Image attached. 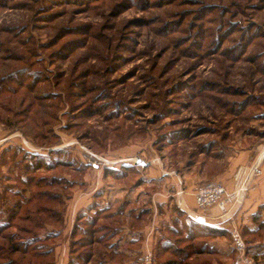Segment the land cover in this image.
Instances as JSON below:
<instances>
[{
	"label": "rangeland",
	"instance_id": "rangeland-1",
	"mask_svg": "<svg viewBox=\"0 0 264 264\" xmlns=\"http://www.w3.org/2000/svg\"><path fill=\"white\" fill-rule=\"evenodd\" d=\"M240 168L264 264V0H0V264H232L176 196Z\"/></svg>",
	"mask_w": 264,
	"mask_h": 264
},
{
	"label": "built area",
	"instance_id": "built-area-1",
	"mask_svg": "<svg viewBox=\"0 0 264 264\" xmlns=\"http://www.w3.org/2000/svg\"><path fill=\"white\" fill-rule=\"evenodd\" d=\"M249 173V170L240 168L234 176L232 190L224 184L209 182L195 188L193 192V200L198 211L205 213L215 210L218 219L227 224L229 243L233 253L232 264H254L252 257L248 254L247 243L244 241L241 228L232 218L235 208L242 203V195L248 190L246 182ZM142 260V264H152L151 253L145 254Z\"/></svg>",
	"mask_w": 264,
	"mask_h": 264
},
{
	"label": "crops",
	"instance_id": "crops-1",
	"mask_svg": "<svg viewBox=\"0 0 264 264\" xmlns=\"http://www.w3.org/2000/svg\"><path fill=\"white\" fill-rule=\"evenodd\" d=\"M226 186V185H225ZM227 187V186H226ZM233 187V186H232ZM231 187V188H232ZM228 188V187H227ZM229 189V188H228ZM192 194V195H191ZM178 200H180V206L185 211V213L193 218L194 220L204 223L206 225H217L218 223L212 222L219 221L218 214H216L215 210H209V212H201L195 209V200H193V193L185 192L181 193L176 196ZM264 204V180L262 179L259 182V186L257 187V191L253 192L251 195H249L248 199H246L243 203L242 210H246V216L252 214L254 212V209L260 205ZM222 245V243H219ZM217 245V249L220 250V245ZM143 253V252H142ZM232 254V252H231Z\"/></svg>",
	"mask_w": 264,
	"mask_h": 264
},
{
	"label": "trees",
	"instance_id": "trees-1",
	"mask_svg": "<svg viewBox=\"0 0 264 264\" xmlns=\"http://www.w3.org/2000/svg\"><path fill=\"white\" fill-rule=\"evenodd\" d=\"M33 182H32V180H31V184H32ZM27 184V183H26ZM30 184V185H31ZM34 186L35 185H37L36 183H34L33 184ZM45 197V196H44ZM49 198H51V201L53 200V201H56L57 199L59 200L60 199V196H53V197H49ZM42 199H44V198H42ZM47 198H45V200H46ZM19 206V208L20 207H22L21 205H19L18 203L15 205V208H17ZM54 213H56V212H54ZM100 215V214H99ZM254 219H255V217L253 218V221H254ZM91 225H92V222L90 223ZM90 224H89V226H90ZM88 226V227H89ZM197 227V230L199 231H195L196 229H193L194 227H187L185 230V237L187 238V242H190V241H192V240H195V238H197V237H199V236H201V235H204L203 233H205L204 231H206L207 232V234H210V235H212V236H214V237H220V236H224L225 235V233H226V230L224 231V230H218V229H213V228H203V227H201V226H196ZM85 229V228H84ZM89 229V228H88ZM116 229V228H115ZM82 231V230H81ZM114 231V230H113ZM202 231V232H201ZM76 233V232H75ZM114 233H117V232H115L114 231ZM88 234L89 233H87L86 234V236L85 235H83L82 237L84 238V239H87V237H88ZM11 237H9L8 238V241L10 242L11 241V239H10ZM88 241V240H87ZM81 243H86V242H81ZM87 245H88V243H86ZM11 245V244H10ZM84 247H86V245L84 246ZM14 249H15V247H13ZM18 251H20L19 249H16V250H13L12 252H18ZM193 255V251H191V252H189V253H186V254H184V257L185 258H190V256H192ZM70 257H71V259H70V262L69 263H71V264H77V262H78V260H82V261H84V262H86L87 263V261L90 259L89 258V256H88V252H86L85 253V258H82V257H80V258H76L72 253L70 254ZM167 264V263H166Z\"/></svg>",
	"mask_w": 264,
	"mask_h": 264
}]
</instances>
